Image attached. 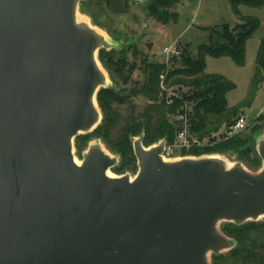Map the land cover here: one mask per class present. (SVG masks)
<instances>
[{"label":"water","instance_id":"water-1","mask_svg":"<svg viewBox=\"0 0 264 264\" xmlns=\"http://www.w3.org/2000/svg\"><path fill=\"white\" fill-rule=\"evenodd\" d=\"M84 1L0 0V264H213L236 247L222 225L264 219V135L255 171L143 135L134 176L99 139L77 159L115 89L98 53L118 49Z\"/></svg>","mask_w":264,"mask_h":264},{"label":"trees","instance_id":"trees-1","mask_svg":"<svg viewBox=\"0 0 264 264\" xmlns=\"http://www.w3.org/2000/svg\"><path fill=\"white\" fill-rule=\"evenodd\" d=\"M126 1L104 0V3L109 8L119 3L125 6ZM181 2L147 0L145 9L156 22L169 26L176 24L179 15L175 7ZM230 3L240 24L233 30L226 25L211 29L210 37L221 40L222 44L217 48L200 46L197 58H192L184 48L178 57L170 60V70L165 63L146 58L141 60L139 66L129 64L123 55L124 49L117 52L99 51L101 65L116 84L115 89H102L97 94L103 118L92 135L108 151L122 159L112 171L121 175L126 169L134 168L136 159L132 138L143 135L144 147H150L161 140H165L167 146L173 145L183 130V124L177 120L182 114L187 115V134L191 142L189 149L180 151L182 157L221 154L230 158L250 153L255 148V138L264 129V116L255 119L256 125L251 131L233 133L231 128L239 119L240 111L250 107L264 79V38L259 45L250 91L239 104L228 107L226 102V94L234 89L233 84L224 81L219 75H204L205 56L227 57L242 66L245 42L259 27L257 18L241 16L238 7H259L264 0H230ZM83 6L84 2L80 5L82 13ZM135 70L140 72L141 80L131 79ZM171 89L172 95L168 94ZM184 89L187 91L184 92ZM188 105L189 111L185 109ZM121 109L126 113L122 114ZM225 225L222 229L224 234L236 241V247L227 256L230 259L228 264H264V225ZM227 227L235 229L236 234H231ZM251 230L255 234L258 232L256 237L249 234ZM220 259V256L213 257L212 263L223 264L219 262Z\"/></svg>","mask_w":264,"mask_h":264},{"label":"rangeland","instance_id":"rangeland-1","mask_svg":"<svg viewBox=\"0 0 264 264\" xmlns=\"http://www.w3.org/2000/svg\"><path fill=\"white\" fill-rule=\"evenodd\" d=\"M146 3L147 0L146 2L127 0L125 6L122 3L119 5V3L108 8L104 0H85L83 13L81 8L79 10L81 14L90 18L94 26L101 28L115 46L118 44V49L111 51L117 52L124 49L123 55L129 64L139 66L141 60L146 58L165 63L169 70L172 68L170 62L172 58H166L163 54L164 49L175 48L181 52L185 48L192 58H197L200 46L217 48L222 44L221 40L210 37L211 29L226 25L233 30L235 26L240 24L239 17L235 14L230 0H182L175 7L179 15L178 20L176 24L169 26L161 25L150 17L145 9ZM238 10L241 16H251L259 20L258 29L245 42L243 65L238 66L227 57H204V75H219L224 81L234 85V89L226 94L228 107H233L247 98L256 68L259 45L264 38V3L259 7L239 6ZM176 65L179 66V64ZM108 75L112 86H115V81L109 73ZM131 79L133 81L141 80L142 76L138 70H135ZM172 91V89L169 90L168 94L172 95ZM183 91L187 90L184 89ZM185 109L189 111L190 106H186ZM121 112L122 114L126 113L123 109ZM238 116V118H246V129L242 132L251 131L256 125L255 119L264 116V79L258 86L250 107L241 110ZM232 132L234 131L232 130ZM92 133L84 138L75 139L74 152L77 159L81 158V153L86 149L87 144L94 140ZM258 135H264V129ZM173 144L179 146L177 139ZM180 151V149L175 150V157H182ZM229 159L231 162H240L250 171L258 170L261 166V160L255 148L250 153L233 155ZM120 161L122 159L119 157ZM112 172L118 175L114 171ZM136 172L137 165L135 164L134 168L126 169L121 175L130 174L134 176ZM257 224L264 225V219H261ZM225 227L226 225H222L221 228L224 229ZM227 230L231 231V234L237 232L229 227ZM250 232L249 234H252L253 237L258 234V232L253 233L252 230ZM228 255L229 253L221 255L219 262L230 263Z\"/></svg>","mask_w":264,"mask_h":264},{"label":"built area","instance_id":"built-area-1","mask_svg":"<svg viewBox=\"0 0 264 264\" xmlns=\"http://www.w3.org/2000/svg\"><path fill=\"white\" fill-rule=\"evenodd\" d=\"M163 54L166 56V58H172V57H178L180 55V51L173 48V49H164ZM177 120L183 124V130L179 132L177 135L176 139L179 142L178 145H169L166 146L165 152H164V157L166 159H172L176 158L175 156V150L176 149H189L191 147V142L188 139V134H187V115L182 114L177 117ZM246 128V118H239L234 126L231 128L234 131L233 133L237 132H242Z\"/></svg>","mask_w":264,"mask_h":264}]
</instances>
